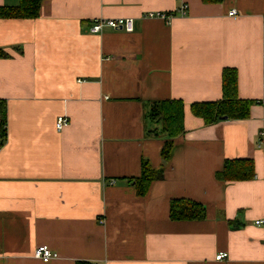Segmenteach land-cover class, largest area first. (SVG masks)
Segmentation results:
<instances>
[{"label":"crops","instance_id":"1","mask_svg":"<svg viewBox=\"0 0 264 264\" xmlns=\"http://www.w3.org/2000/svg\"><path fill=\"white\" fill-rule=\"evenodd\" d=\"M183 3L169 24L143 18ZM119 17L134 30L89 32ZM0 50V264H264V0H41L35 19L0 18ZM225 67L238 97L258 102L246 119L204 125L190 105L221 99ZM172 99L185 132L165 161L148 112ZM141 158L157 177L139 196L128 178ZM225 159H251L254 178L217 179ZM174 198L205 218L171 220ZM41 244L58 257L35 258Z\"/></svg>","mask_w":264,"mask_h":264},{"label":"trees","instance_id":"2","mask_svg":"<svg viewBox=\"0 0 264 264\" xmlns=\"http://www.w3.org/2000/svg\"><path fill=\"white\" fill-rule=\"evenodd\" d=\"M206 4H218L223 0H201ZM41 0H19L16 6H0L2 19H35L39 15ZM4 52L0 50V56ZM258 101L241 99L237 94V71L232 67L222 70V97L217 101L195 102L190 105L193 116L202 120L204 125L213 124L221 119H246L250 107ZM148 117L160 122L162 131L167 135L164 140L161 157L168 160L173 140L185 132L184 104L181 100H160L152 102ZM153 134H157L155 130ZM6 137V103L0 99V143ZM255 176L254 163L251 159H225L222 170L216 174L221 181H246ZM157 170L153 169L147 159L141 158L140 175L128 178L137 195H144L150 184L156 179ZM169 218L178 220H202L205 209L201 203L184 198H174L169 201ZM75 264H97L90 261H77Z\"/></svg>","mask_w":264,"mask_h":264},{"label":"built area","instance_id":"3","mask_svg":"<svg viewBox=\"0 0 264 264\" xmlns=\"http://www.w3.org/2000/svg\"><path fill=\"white\" fill-rule=\"evenodd\" d=\"M187 10V5L185 3L181 4V6L175 12H147L143 15V18H159L164 20L166 24H169L174 13H178L179 15H185ZM228 14L230 16H235L237 14L235 9H231ZM105 27H109L112 29H123L127 32H132L134 30V19L131 17H119V18H108V19H95L89 26L90 33H100L103 31ZM69 120L68 117L64 114L58 115L55 120V129L57 131H61L67 124ZM114 180H110L109 184H114ZM264 220H257L255 224H262ZM226 253L219 252L216 254V260H222L226 257ZM33 256L35 258L41 259L43 261H48L53 258H57L58 254L48 248L47 245L41 244L38 245L34 252Z\"/></svg>","mask_w":264,"mask_h":264}]
</instances>
